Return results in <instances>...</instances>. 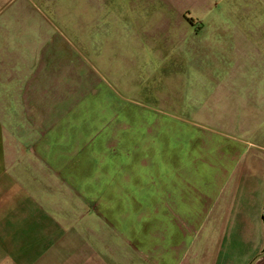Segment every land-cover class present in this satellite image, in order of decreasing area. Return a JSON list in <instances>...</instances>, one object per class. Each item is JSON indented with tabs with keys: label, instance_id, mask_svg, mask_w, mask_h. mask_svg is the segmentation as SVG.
<instances>
[{
	"label": "crops",
	"instance_id": "obj_1",
	"mask_svg": "<svg viewBox=\"0 0 264 264\" xmlns=\"http://www.w3.org/2000/svg\"><path fill=\"white\" fill-rule=\"evenodd\" d=\"M158 1L169 14L155 29L97 45L110 81L80 71L111 110V134L100 125L89 146L65 127L71 74L39 48L45 17L0 0V264H264V53L231 21L227 53H196L187 40L203 18L189 37L170 26L213 1ZM90 148L125 172L127 192Z\"/></svg>",
	"mask_w": 264,
	"mask_h": 264
},
{
	"label": "rangeland",
	"instance_id": "obj_2",
	"mask_svg": "<svg viewBox=\"0 0 264 264\" xmlns=\"http://www.w3.org/2000/svg\"><path fill=\"white\" fill-rule=\"evenodd\" d=\"M6 1H10L6 14L16 7L19 8L24 3L30 2L37 5L38 10L45 18L44 21L38 19L36 25L38 30L40 29V34L41 28L45 27V36H49L48 42H39V48L42 50L49 43V46L56 53H61V56L64 55L65 60L68 61L69 69H66L65 72L71 74L72 91L70 97L73 106H71L69 122L65 123V127L71 126L69 131L74 128L76 132H71L75 134L73 137L76 140L78 139L81 144L86 143L89 146H94L100 140L99 138L95 141L91 140V136L94 137V132L100 125L103 128L101 137L105 138L110 135L112 132V119L109 116L111 110L107 106L102 108V106L96 104L98 96L94 92L89 93L87 91L88 88L84 86V74L80 75V71L84 72V69H86L92 77L95 78V73H97L96 76L99 80L103 76L110 81L109 71L102 69L100 66L98 68L96 65L100 61L95 55L97 45H106V53H110L109 43L111 45V41L116 37L121 40L126 39L134 26L139 25L142 28L149 24L146 28L155 29V24L159 23V19L163 16L162 13L169 14L165 11L167 8L162 9V6L165 5L159 4L158 0ZM212 1L214 10L210 12L190 10L189 15L187 14L188 22L181 20L178 25L175 23L171 25L170 29L172 31L175 29L177 36L181 35L180 33L188 36L189 30L199 29L194 19L201 17L204 20L205 29L197 36H194V33L190 34L192 37L187 42L196 46V53H227L226 24H228L227 21H231L234 24V30L236 27L241 30L244 28V31L252 39L251 42H248V49L252 53H264V0H240L239 7L236 9H226L223 0ZM208 2L211 3V0H208ZM165 28H168V26ZM223 31L225 33L222 35ZM214 37L217 38L214 39ZM105 39L109 40V43L104 41ZM185 45L186 43L183 44V47ZM101 53L104 52L101 51ZM102 60L109 61V56L102 57ZM78 75L81 77L82 82L80 88H85L81 96L78 90ZM117 90L120 95L126 94L121 89ZM139 100L143 99L139 98ZM120 102L124 101L120 99ZM93 150L94 148H90L91 152L88 155L91 159L97 157V162L102 163V168H104L103 178L118 180L120 191L127 192L130 184L127 182L125 172L120 170L119 175L116 176L115 174L118 171L112 170L110 163L107 160L102 161L100 154L93 152ZM110 185V182H108V186L104 187L110 189Z\"/></svg>",
	"mask_w": 264,
	"mask_h": 264
}]
</instances>
